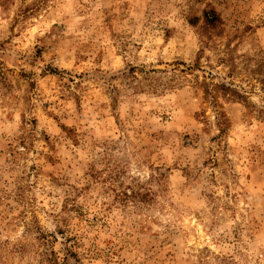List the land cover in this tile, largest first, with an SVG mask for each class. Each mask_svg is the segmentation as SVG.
Wrapping results in <instances>:
<instances>
[{
	"label": "rangeland",
	"instance_id": "1",
	"mask_svg": "<svg viewBox=\"0 0 264 264\" xmlns=\"http://www.w3.org/2000/svg\"><path fill=\"white\" fill-rule=\"evenodd\" d=\"M0 264H264V0H0Z\"/></svg>",
	"mask_w": 264,
	"mask_h": 264
}]
</instances>
